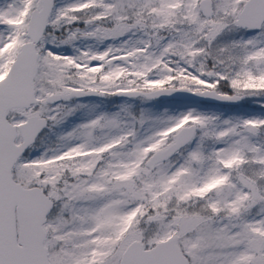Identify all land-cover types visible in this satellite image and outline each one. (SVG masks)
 Here are the masks:
<instances>
[{"label": "snow or ice", "instance_id": "6c2138e0", "mask_svg": "<svg viewBox=\"0 0 264 264\" xmlns=\"http://www.w3.org/2000/svg\"><path fill=\"white\" fill-rule=\"evenodd\" d=\"M0 264H264V0H0Z\"/></svg>", "mask_w": 264, "mask_h": 264}]
</instances>
